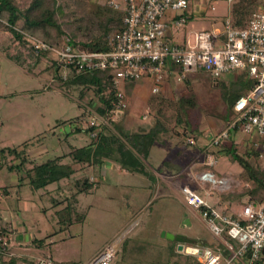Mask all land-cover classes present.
I'll return each mask as SVG.
<instances>
[{
  "label": "rangeland",
  "instance_id": "374dc122",
  "mask_svg": "<svg viewBox=\"0 0 264 264\" xmlns=\"http://www.w3.org/2000/svg\"><path fill=\"white\" fill-rule=\"evenodd\" d=\"M17 2L25 6L29 0ZM241 2L246 24L260 8V0H188L185 12L191 18L178 28L166 24V32L174 40L187 35L192 45L198 31L222 30L227 19L234 27V10ZM97 3L99 0H91L90 9ZM57 6L62 10L61 15L56 14L58 22L75 26L79 15L72 0H57ZM9 38L4 34L7 46L13 44ZM77 40L84 41L85 35L79 34ZM63 73L49 53L27 71L0 52V243H6L7 248L0 252L1 262L7 264L15 258L16 264H35L43 259L84 264L105 246L119 241L110 264L196 263L195 256L178 252L177 243L162 237L163 232L182 234L193 241L184 247L225 251L199 214L194 216L182 203L180 190L189 186L218 210L225 206L227 215L240 212L248 204L246 198L235 196L242 191L237 179L241 167L230 155H218L217 164L209 169L217 179L226 178V186L203 185L198 180L206 151L217 150L210 147L211 140L223 130L228 131L227 143L233 144L236 154L251 163L258 159L264 166V137L230 126L234 113L227 108L223 91L229 89V79L234 76L223 75L215 81L202 72L189 74L183 81L169 76L158 94L163 103L152 100L153 94L148 92L143 100L133 91L127 96V109L118 121L108 125L109 130L115 132V124L120 122L130 133H145L157 121L165 130L144 160L146 177L120 172L122 168L109 160L95 167L73 164L71 153L88 146L94 138L87 131L73 130L88 128L101 104L93 87L63 85L58 80ZM65 76L68 79L73 72L68 70ZM249 90L246 88L243 95ZM190 93L195 96V105L184 120L175 100L188 98ZM177 117H181L180 123ZM189 138L195 145L188 143ZM6 148L15 149L19 155L2 154ZM22 160V170H7ZM52 160L59 165L73 164L74 174L33 190L26 171ZM84 178L93 182L94 188L74 201L75 181ZM185 216L189 226L182 225ZM223 239L238 249L235 241L226 236Z\"/></svg>",
  "mask_w": 264,
  "mask_h": 264
},
{
  "label": "built area",
  "instance_id": "2783aa9c",
  "mask_svg": "<svg viewBox=\"0 0 264 264\" xmlns=\"http://www.w3.org/2000/svg\"><path fill=\"white\" fill-rule=\"evenodd\" d=\"M260 1V8L252 13L243 28L232 27L227 19L222 30L213 28L196 32L192 45L187 37L179 43L169 41L166 32L167 22L178 28L188 21L185 15L188 0H99L101 5L123 14L122 28L109 36L107 50L103 52L69 45L54 47L27 34L24 36L34 51L51 54L52 61L64 70L65 75L68 70L77 75L83 71H110L115 98L113 107L106 116L96 114L92 117L88 127L108 126L119 120L127 109L124 86L128 82L136 84L149 79L150 93L155 95L161 92L169 76L183 81L189 74L202 72L214 81L223 75L246 76L253 81L249 92L235 102L230 126L264 137V0ZM65 75L63 80L67 79ZM95 136V133L90 134V137ZM228 139V131H220L211 140L210 147L216 149ZM188 143L194 145L195 141L189 138ZM205 156V166L211 169L217 164L214 154L208 151ZM198 180L203 185L210 183L219 188L227 185V179H217L210 171L200 173ZM180 191L185 206L199 214L209 233L230 254L226 258L224 251L188 249L199 264H263L260 260L264 251V204H250L238 214L227 215L223 212L225 209L218 210L189 186L184 185ZM224 236L235 241L238 249L226 242ZM118 243L105 246L84 264H110ZM35 264L57 263L43 259Z\"/></svg>",
  "mask_w": 264,
  "mask_h": 264
},
{
  "label": "trees",
  "instance_id": "16d2710c",
  "mask_svg": "<svg viewBox=\"0 0 264 264\" xmlns=\"http://www.w3.org/2000/svg\"><path fill=\"white\" fill-rule=\"evenodd\" d=\"M91 0H72L79 18L75 22V26H66L60 24L57 15L62 13L60 7L57 6V0H29L25 6L18 4L17 0H0V52L15 62L18 66L23 67L27 71H31L40 59L46 57L48 53L34 51L26 41L24 34L32 36L44 43L54 46L63 47L69 45L72 48H80L90 51L103 52L107 50V41L113 32L122 28V12L112 10L105 5L97 3L93 9H90ZM244 4H238L234 10V28H243L245 26L243 10ZM4 34L9 35L10 45H6L3 39ZM85 35V40L80 41L78 35ZM27 43V44H26ZM57 69H60L57 66ZM175 70L177 68L171 67ZM168 78V77H167ZM59 81L65 86H81L93 87L96 96L99 99L100 106L97 107L96 114L106 116L107 112L113 107L115 101L113 85L110 82V71H83L80 74H73L70 78ZM229 89H224L223 99L226 102L229 111H233L235 102L246 92L247 89L253 87V81L246 76L230 78ZM135 84L128 82L124 86L125 98L131 94ZM163 103L165 100L162 96L155 94L152 100ZM127 101V99H126ZM178 110L183 116L182 119L187 120L188 110L195 105V96L190 93L188 98H179ZM177 123L181 122V117H177ZM115 132L108 129L107 125H99L88 127L85 130L75 128L74 133L87 131V133H95L96 136L91 143L80 149L73 151V164H81L91 166H101L104 160L115 162L120 167L131 174L146 176V167L144 160L148 158L150 148L155 143L157 136L164 132L161 122H156L145 133H130L123 129L120 122L115 124ZM195 145V144H194ZM214 156L226 154L230 155L234 162L241 167V172L237 179L242 184V191L235 194L240 198H246L248 203L255 206L264 204V166L254 159V163L245 161L236 154L233 144L223 143L216 148ZM8 153L18 156L15 149H2L1 153ZM208 151H206L207 153ZM24 160L18 164L7 166V170H22L24 168ZM72 165H59L55 160L37 165L31 170H27L26 174L29 184L33 190L43 189L46 186L59 183L63 179L69 178L74 174L75 170ZM210 168L203 165L200 172H207ZM32 173V174H31ZM75 192L72 193L71 199L74 201L78 195L87 194L94 188V183L88 178L77 179L75 181ZM7 193V191H6ZM234 196V195H233ZM225 209V208H224ZM67 207L65 212H68ZM225 211V210H224ZM7 251L6 243H0V252ZM227 252L224 251L223 255ZM261 262L264 261V251L262 253ZM0 264H3L0 259ZM7 264H16V259L11 258ZM195 264H199L197 261Z\"/></svg>",
  "mask_w": 264,
  "mask_h": 264
},
{
  "label": "crops",
  "instance_id": "0c3cea01",
  "mask_svg": "<svg viewBox=\"0 0 264 264\" xmlns=\"http://www.w3.org/2000/svg\"><path fill=\"white\" fill-rule=\"evenodd\" d=\"M255 12V11H254ZM185 15L188 17V20L191 18V16H188L187 14H186V12H185ZM166 24H171L170 22H167ZM167 37H168V39H169V41H172V42H182V41H184L185 39H182V40H174V37L173 36H171V35H169V34H167ZM186 37H187V35H186ZM150 86H151V81L148 79V80H143V81H141V82H139V83H136L135 84V87H134V89H133V95L135 94L136 96H138L140 99H145L146 98V96H147V92H148V95H150L151 93H150ZM117 164V163H116ZM120 166V165H119ZM123 171V169H120V172H122ZM200 173H202V172H200ZM141 176V175H140ZM224 179H226V178H224ZM172 191V190H171ZM181 199V201H182V203H183V199H182V197L180 198ZM184 204V203H183ZM185 205V204H184ZM247 205H250V203H248ZM247 205H245V206H247ZM253 205V204H252ZM255 206V205H254ZM186 207V206H185ZM223 209L225 208V206H223L222 207ZM189 209V208H188ZM190 210V209H189ZM191 211V210H190ZM192 212V211H191ZM239 212H237V213H233V214H238ZM192 214L194 215V216H197V214H195V213H193L192 212ZM198 217V216H197ZM199 219H200V217H199ZM189 221V220H188ZM203 223V222H202ZM183 225V224H182ZM190 225V224H189ZM188 225V226H189ZM184 226V225H183ZM191 243H193V241H191ZM185 244H187V243H185ZM189 244V243H188ZM192 248H197V249H199L200 247H189V246H187V247H184V245H183V249H182V251L181 252H185V254H187V255H192V254H190L189 252H188V249H192ZM201 249V248H200ZM179 252V251H178ZM197 259V258H196ZM197 262H198V260H197ZM199 263V262H198Z\"/></svg>",
  "mask_w": 264,
  "mask_h": 264
},
{
  "label": "water",
  "instance_id": "95a60500",
  "mask_svg": "<svg viewBox=\"0 0 264 264\" xmlns=\"http://www.w3.org/2000/svg\"><path fill=\"white\" fill-rule=\"evenodd\" d=\"M183 225H189V221L185 216V219L182 222ZM162 237H165L169 241H173L177 243V251L181 252L183 248V244L185 243H191V240H189L186 236L182 234H169V233H162ZM201 250H199V254Z\"/></svg>",
  "mask_w": 264,
  "mask_h": 264
}]
</instances>
